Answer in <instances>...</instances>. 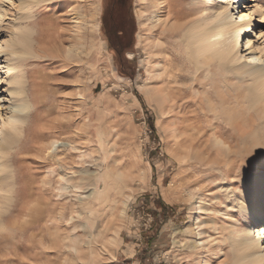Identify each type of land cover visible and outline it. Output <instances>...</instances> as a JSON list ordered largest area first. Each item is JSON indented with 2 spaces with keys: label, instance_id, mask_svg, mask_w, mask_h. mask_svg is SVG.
I'll list each match as a JSON object with an SVG mask.
<instances>
[{
  "label": "rangeland",
  "instance_id": "1",
  "mask_svg": "<svg viewBox=\"0 0 264 264\" xmlns=\"http://www.w3.org/2000/svg\"><path fill=\"white\" fill-rule=\"evenodd\" d=\"M129 1L122 39L106 31L114 0H0V41L18 26L36 39L24 63L34 109L9 155L13 199L0 198V264H233L239 253L230 237L253 216L236 203L264 175V83L189 61L190 20L167 12L204 0H169L158 22L154 0ZM260 19L249 35L263 46ZM112 42L128 48L120 61ZM158 196L174 210L150 246Z\"/></svg>",
  "mask_w": 264,
  "mask_h": 264
},
{
  "label": "bare ground",
  "instance_id": "2",
  "mask_svg": "<svg viewBox=\"0 0 264 264\" xmlns=\"http://www.w3.org/2000/svg\"><path fill=\"white\" fill-rule=\"evenodd\" d=\"M19 1L21 6L29 7L42 0ZM239 1L204 0L203 7L193 9L187 16H178L174 9L168 10L167 13L182 20L181 27L187 26L190 20L191 24L187 27L183 40L189 61L195 62V66L197 64V71L201 66L218 63L228 74L235 73L241 78L250 76L264 83V42L263 46L253 44L252 36L249 35L256 13H260V22H264V6L259 5L256 0H245L249 2L248 4L245 2L240 4ZM169 2V0H154L157 22L161 21V13L167 6L169 7ZM253 2L256 4H252ZM200 3L202 1L192 0V5L199 6ZM31 16L30 14L28 17ZM20 27L22 26L16 28L18 30L9 39L0 41V59L3 58L0 61V69L5 74V77L0 76V83L5 82L3 95L0 98V198L5 197L7 203L13 199L16 177L9 155L25 137L26 126L34 109L27 88L29 80L24 70V63L27 58L35 56L36 39L34 29H29L30 27L27 26ZM255 35L259 38L263 36L258 32ZM81 39L83 40V36ZM81 45L84 47V44ZM244 46L245 49H240ZM240 50L246 53L242 55ZM263 94H257L258 98L262 99ZM245 185L247 191L252 194L250 201L244 198L238 201L236 206L239 207L242 215L248 218L253 216V220L247 221L240 232L230 237L239 251L233 264H264V175L249 177ZM2 209L0 204V221ZM198 234L201 235V231ZM200 244L202 242L195 240L193 245L198 247Z\"/></svg>",
  "mask_w": 264,
  "mask_h": 264
},
{
  "label": "trees",
  "instance_id": "3",
  "mask_svg": "<svg viewBox=\"0 0 264 264\" xmlns=\"http://www.w3.org/2000/svg\"><path fill=\"white\" fill-rule=\"evenodd\" d=\"M129 2H130L129 0H114L113 4L116 7L115 10L118 13L119 20L118 21L115 20L116 22H113V24L106 29L108 37H110L112 34H115L117 36H120V38L124 39L129 34L128 19H127L129 16V11H128ZM112 46L116 50V53L118 55V61H120V55L125 53L128 48L122 49L120 45H115L113 42H112ZM149 125H150V128L152 129V132L154 133L155 126H154L153 120L151 119L149 120ZM145 197H149V194H146ZM153 199H154L153 202L155 203L156 208L152 211L156 215V219L153 224L154 235L150 236L148 240L149 241L148 244L150 246L153 245L155 236L159 233V230L162 227V223H164L165 221L169 219V214L173 213V210H174V206L170 207L166 205L160 196L154 197ZM141 255L143 256L142 262L145 263L146 255H147L146 250L143 249Z\"/></svg>",
  "mask_w": 264,
  "mask_h": 264
}]
</instances>
